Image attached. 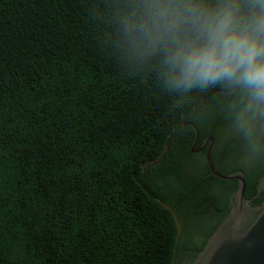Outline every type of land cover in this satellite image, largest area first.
I'll list each match as a JSON object with an SVG mask.
<instances>
[{"label": "trees", "instance_id": "1", "mask_svg": "<svg viewBox=\"0 0 264 264\" xmlns=\"http://www.w3.org/2000/svg\"><path fill=\"white\" fill-rule=\"evenodd\" d=\"M108 4L0 0V264H176L178 250L193 264L238 182L204 174L205 159L185 176L192 125L199 144L216 140L218 171H244L246 198L263 203L264 156L229 163L241 141L222 136L226 93L161 94L154 71L115 52ZM202 175L209 192L186 195ZM176 213L210 225L180 242Z\"/></svg>", "mask_w": 264, "mask_h": 264}, {"label": "clouds", "instance_id": "2", "mask_svg": "<svg viewBox=\"0 0 264 264\" xmlns=\"http://www.w3.org/2000/svg\"><path fill=\"white\" fill-rule=\"evenodd\" d=\"M118 57L180 100L220 89L246 153L264 156V0H109Z\"/></svg>", "mask_w": 264, "mask_h": 264}, {"label": "water", "instance_id": "3", "mask_svg": "<svg viewBox=\"0 0 264 264\" xmlns=\"http://www.w3.org/2000/svg\"><path fill=\"white\" fill-rule=\"evenodd\" d=\"M189 124L184 125V129ZM196 132V139L192 152L199 141V131L192 125ZM210 152L213 148L214 139ZM210 152L208 164L212 175L224 180L238 182L237 190L230 201V212L223 222L217 227L208 239L205 248L200 252L193 264H264V200L259 206H253L252 200L246 198V179L242 170L234 171L228 175L221 174L214 166ZM163 162V159L151 163L153 167ZM264 192V175L258 183V197Z\"/></svg>", "mask_w": 264, "mask_h": 264}, {"label": "rangeland", "instance_id": "4", "mask_svg": "<svg viewBox=\"0 0 264 264\" xmlns=\"http://www.w3.org/2000/svg\"><path fill=\"white\" fill-rule=\"evenodd\" d=\"M222 136L224 138H231V137H236L233 135L228 128H224L222 132ZM256 157L251 156L250 154L246 153L243 149L242 143H240L238 146H236L234 154L232 155V158H230V162H234L236 160H239L238 163L239 165H247L250 166V162L253 161ZM201 167L203 169V162L201 157L197 156L194 157L189 163H187V173H185V176L190 178L193 174H196L201 170ZM185 212V211H184ZM176 217L178 219V226L180 229V242H183L184 239L188 236H190L191 241H194L202 236V230H205L207 227H209L210 223H202L200 226H197L195 224H189L188 226H185V221L182 219V217H185L184 214H182V217L180 214L176 213ZM195 222V221H194ZM181 249V248H180ZM177 260L176 264H189L190 258L188 255H181L180 250H178V255H177ZM181 260V261H180Z\"/></svg>", "mask_w": 264, "mask_h": 264}, {"label": "flooded vegetation", "instance_id": "5", "mask_svg": "<svg viewBox=\"0 0 264 264\" xmlns=\"http://www.w3.org/2000/svg\"><path fill=\"white\" fill-rule=\"evenodd\" d=\"M209 138L211 137H208L206 138L203 142H201L199 144V141L198 143L196 144L195 148H194V153L192 152V155L197 157H201V159H205L206 161V164H207V170L204 171V174L207 172V174H210L208 172V170L210 171V168H209V164H208V154L210 152V148L212 146V142L208 141ZM210 157H211V160L215 166V168L217 169H220L221 166H223L224 164V161H223V154H221V151L217 150L216 149V140H214V143H213V148L210 152ZM217 169V170H218ZM211 172V171H210ZM212 174V173H211ZM209 176V175H208ZM208 176H199L198 178L196 177V181L195 183H192L191 184V180L189 182H186L184 183V189L186 191V195H191V196H196L197 195V192H198V189H197V186L199 185L200 188H201V192L200 193H208L210 188L213 186L212 183L207 180L208 179ZM209 181V182H207ZM168 195L167 197H169V199H172L173 197V194L172 193H169L167 192ZM174 200V199H172Z\"/></svg>", "mask_w": 264, "mask_h": 264}]
</instances>
